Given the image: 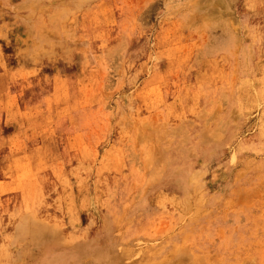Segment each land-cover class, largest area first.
<instances>
[{
    "label": "rangeland",
    "instance_id": "1",
    "mask_svg": "<svg viewBox=\"0 0 264 264\" xmlns=\"http://www.w3.org/2000/svg\"><path fill=\"white\" fill-rule=\"evenodd\" d=\"M50 244L264 264V0H0V264Z\"/></svg>",
    "mask_w": 264,
    "mask_h": 264
},
{
    "label": "bare ground",
    "instance_id": "2",
    "mask_svg": "<svg viewBox=\"0 0 264 264\" xmlns=\"http://www.w3.org/2000/svg\"><path fill=\"white\" fill-rule=\"evenodd\" d=\"M32 9V8H31ZM33 10V9H32ZM46 11V10H45ZM43 12V11H42ZM46 12H48V10L46 11ZM31 14H33V13H31ZM45 14V13H44ZM40 15V14H39ZM41 16V15H40ZM55 16H57V15H55ZM41 18H43V17H41ZM44 19V18H43ZM47 19V18H46ZM50 19V18H49ZM54 19H55V17H54ZM38 20H40L41 21V19H38ZM43 21V20H42ZM46 21V20H45ZM47 22V21H46ZM36 23V22H35ZM45 23V22H44ZM37 24V23H36ZM36 24H35V26H36ZM39 24V23H38ZM41 24V23H40ZM46 25H48V24H46ZM45 25V26H46ZM47 27V26H46ZM30 29H32V28H29V31H30ZM39 29H40V27H39ZM44 31V30H43ZM39 32V31H38ZM37 33V32H36ZM32 34V33H31ZM31 34H29V37H30V35ZM65 34H66V32H65ZM48 36V35H47ZM34 37H38V34H35L34 33ZM49 37V36H48ZM38 38H40V37H38ZM38 38H36V39H34L33 40V44L34 45H38V44H41L42 42H43V40L42 39H38ZM46 40V39H45ZM53 40V39H52ZM30 44H31V40H30ZM45 44V43H44ZM29 46V45H28ZM42 48V47H41ZM215 132H216V130H215ZM219 133V132H218ZM209 136V135H208ZM207 137V136H206ZM208 138V137H207ZM210 138V137H209ZM208 138V140H210ZM212 138V137H211ZM210 142V141H209ZM212 142V141H211ZM187 172H189V171H187ZM185 174H186V172H184ZM190 176V175H189ZM191 177V176H190ZM184 179V178H183ZM182 179V180H183ZM185 180V179H184ZM183 183L181 184V187L182 188H185L186 187V185L188 186V184H186L184 181H182ZM190 183H191V181H190ZM20 220H22V219H20ZM18 222H20V221H18ZM38 226V225H37ZM23 228H25V227H23ZM22 228V229H23ZM37 228V227H36ZM21 228H20V230H22ZM31 231H33V230H30V231H27V230H24V231H21V236H25V235H27L28 237H31V236H33L34 235V233H36V232H38L39 231V229L37 228V230H36V232H31ZM35 231V230H34ZM40 234H43L42 232H39ZM38 234V233H37ZM20 236V235H19ZM20 238V237H19ZM34 238V237H33ZM21 239V238H20ZM62 243H64V242H62ZM33 244V243H32ZM33 247H34V244L32 245ZM57 250V248H56V244H50V245H48L47 247H43L41 250H40V252L38 253L37 252V254H35V260H36V262H35V264H48V262H50L51 260H52V258L56 255V253H55V251ZM115 263V261L113 260V261H111L109 264H114ZM57 264H64L63 262H58ZM122 264H128V263H122ZM176 264H179V263H176Z\"/></svg>",
    "mask_w": 264,
    "mask_h": 264
}]
</instances>
